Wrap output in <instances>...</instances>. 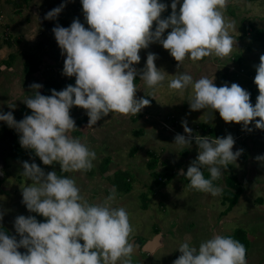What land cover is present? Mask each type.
<instances>
[{"label":"clouds","instance_id":"9594fccd","mask_svg":"<svg viewBox=\"0 0 264 264\" xmlns=\"http://www.w3.org/2000/svg\"><path fill=\"white\" fill-rule=\"evenodd\" d=\"M81 4L89 27L74 18L69 27L52 29L61 53L66 54L63 75L74 76L75 84L43 95L36 91L42 85L33 83L34 95L23 101L32 110L30 115L16 121L11 111L0 112V121L20 133L21 147L33 150L44 165L58 163L60 172H87L96 158L86 143L71 135L77 129L70 114L73 106L86 110L88 127L110 113L136 116L150 106L149 99L136 96L138 70L133 65L141 60L140 50L158 42L179 66L186 58L199 61L213 54L224 58L236 47V38L229 31L235 29V22L225 17L228 0H171L166 18L161 16L168 5L160 0H81ZM64 6L51 9L45 19L56 18ZM157 58L149 52L139 71L140 79L150 88L165 80L166 72L155 64ZM259 61L253 81L259 94L254 105L250 93L239 84L217 87L214 76L193 80L183 73L171 79L168 87L182 91L191 86L193 111L215 110L226 123H240L251 131L248 125L254 122L255 128L264 129V54ZM182 126L188 136L177 134L174 143L188 148L192 129L187 121H182ZM194 140L198 155L186 173L181 170L180 174L188 178L191 188L218 196L223 189L213 182L222 179V169L235 164L243 150L233 151L231 134L215 138L196 135ZM256 159L264 161V155ZM205 166L210 178L204 177ZM21 175L31 181L21 188L22 202L29 212L46 219L38 222L32 215L17 216L14 228L19 240L0 231V264H133L137 247L134 229L126 208L113 206L115 188L103 202L92 203L81 194L74 178L55 171L45 173L34 162H23ZM21 247L27 251H18ZM178 250L181 255L173 264H247L245 246L231 236L214 234L198 247L186 240Z\"/></svg>","mask_w":264,"mask_h":264},{"label":"rangeland","instance_id":"374dc122","mask_svg":"<svg viewBox=\"0 0 264 264\" xmlns=\"http://www.w3.org/2000/svg\"><path fill=\"white\" fill-rule=\"evenodd\" d=\"M59 1H64L65 5H69L70 1L77 2L78 0ZM51 2L57 3V0H51ZM160 2L168 5L161 16L162 18H166L171 13V0H160ZM179 2L182 3V0H179ZM2 4L3 0H0V6H2ZM10 7L11 6L9 4L7 9L9 10ZM3 8L4 7H2V9ZM178 9L179 3L177 5V10ZM68 11L69 10L66 8H63L61 12L66 15ZM3 13L4 11L2 10V14ZM225 17L227 20L235 22V29L229 30L230 34L236 38V47L233 48L231 55L237 54L240 56L241 60L240 64L235 62L228 63L229 67L234 66L235 68L231 67V69H229L227 64L224 70V61L227 60L228 56L219 58L214 54L199 61H192L191 59L186 58L182 64L177 66L178 62L175 61L168 50L164 49L158 42L151 43L148 48L140 50L139 55L141 60L138 64L133 65V67L138 70L136 78L141 84V87L137 89L136 96L137 98H141L146 95L152 96L153 101L150 103V106H146L147 114L151 117L156 116L157 119L162 120V122H164L165 129L161 127V124H159L157 120L154 122L149 121L148 124L155 127L157 130L162 131V134H164L167 138V140L164 141L166 143H170L171 145L169 148L166 147L167 151H163V153H159L157 149L154 150L152 148V153L157 155L160 154V157H163L162 159L165 160L164 162L165 166L167 165V169L173 171V175L170 180L161 183L156 181L151 176H148L147 181L144 183L138 179L136 180L137 183L133 185L132 190L128 194L122 195L125 200L124 208H126L130 214V221L134 229L133 235L135 237H150L152 239L154 235L159 232L157 230L156 233H153L154 230L160 229L159 224H161L165 233L167 232L170 234L164 242L165 246L163 248H159L154 254L151 264H173V261L181 255L178 250L181 243L188 240L194 246L195 244L201 242L202 239L206 238L211 230L216 228H220V231L226 230L225 232L230 233V235L237 228H241L242 230L244 229L246 231V237L252 240V243L255 244V240L259 237V234H254L248 225H253L254 230H261L264 227V224L261 223L264 222L263 219L251 216L254 214V207L257 206V204L253 201H247L245 199L246 201H243L240 204L238 203V207L237 204L231 207L229 212H227L228 210L223 211L226 214H223L222 216L221 212L227 204L226 202H222V194L212 196L210 193L200 192L191 188L189 186L190 184L182 179L180 171L183 170L184 172L192 162L189 160L197 157L198 146L196 145L195 140L192 139L191 146L184 148L186 150V154L184 155L183 153H179L181 146L174 143V137L177 134L188 136V134L184 132L182 121H187V126L192 129V135L194 136L199 134V131L195 128L196 124L201 122L206 123L204 120L209 118L210 119L206 124L214 130H220V135L217 137H224L228 134L234 135L236 132L241 133L244 130L242 124L240 123L224 122L219 116L218 111L211 109H201L196 111L191 110L189 104V100L192 96L191 86L182 91L173 90L168 87L171 79L180 74L187 73L193 77V80H197L202 76H207L209 78H213L214 76V84L217 87L222 86L225 83L229 86L231 83H237L242 88H245L246 82L249 80L246 75L255 71V66L260 62V56L264 54V0H232L231 4H228L227 6ZM248 24L251 27L249 34L244 32L246 30V25ZM255 26L261 28H258L259 30L255 29ZM154 28L155 24L153 25V30ZM256 30L257 32H255ZM169 31H171L170 28L166 29L163 36L166 37L167 32ZM0 40L2 41L1 38ZM20 48L22 47L20 46ZM149 52L157 54L158 58L155 60V64L161 69V71L166 72L165 80L154 88L148 87L139 77V71L143 70L147 54ZM56 66L60 68L63 67V61L57 63ZM2 71H0V76H4V73H1ZM56 72L59 80L68 77L63 75V71L59 74L56 69ZM45 75L46 77H49L51 74L50 72H46L44 73V76ZM33 91V93H35V90ZM27 95H30V93H25L23 95L24 99L11 97V103L5 102V99L7 98L5 95H2L1 103L4 110L1 109L0 112L6 113L11 111L15 120L20 121L22 118L20 117V112L17 111V109L23 104L21 101L26 100L25 98H27ZM11 105H15V107H9ZM70 114L75 120V125L78 128L83 127V123L85 124L88 122L86 110L80 107L76 106L74 109H70ZM115 114V112L110 113L108 117ZM84 117L87 119L83 121ZM78 118L81 120H77ZM108 122L109 121H106V124H104L103 119L101 118L96 123L98 125V129L100 128V131L103 132L102 129H104V126L107 125ZM4 124L7 125L6 122L0 121V133ZM115 124H119L120 127V133L115 136L119 138V144H108L106 138L101 140L100 143H98V139L95 137L89 136V139L86 138L88 139V143L86 144L96 153V158L92 162H95L98 158L103 155L110 154L111 152L110 155L113 156L115 160L118 158L117 160L122 161L123 163L128 164L130 161H135L137 163L138 160L136 159V156L132 155V157H129L128 152L131 145L137 146L140 144L142 136H135L131 133L132 123L129 121L125 122L120 119V121L115 122ZM251 125L252 123H250L248 127H251ZM112 126L114 125H110L108 132L112 131ZM171 128L172 130L169 131L171 135L170 137L168 135L169 133L167 134L166 131ZM222 133L223 135H221ZM72 134L73 132L71 135ZM102 135L104 134L102 133ZM161 135L156 136L155 138L153 134V138L158 139ZM17 136L19 137L20 133L17 132ZM204 136L207 135L205 134ZM243 137L244 133L233 137L235 140L233 151L239 149L238 147L241 149L244 148L243 140L245 137ZM248 138L252 139L253 145H258V140L253 138L252 135L248 136ZM159 139L163 140L164 138ZM147 143L148 142H143L142 145H146ZM246 144L248 146V143ZM244 150L246 151L247 149ZM245 151H242L241 154H244L243 152ZM238 160L239 157L237 158V163H239ZM25 161L28 163H36L44 170L45 173L55 171L60 176L73 177L72 172H60V166L58 163L54 162L52 165H44L39 157L35 155L33 150L25 157V159L19 161H13L5 154L3 158V168L1 170L3 175L0 179V214H2L0 224L6 226L9 231L15 234L17 233L14 228V222L15 218L19 215L35 216L38 222H44L46 219L37 213L29 212L25 204L22 202L21 188L25 186V183H31L30 180H25V178L21 175L23 172V162ZM141 164L143 165V163ZM92 169L95 171L94 164ZM134 169L139 170V168ZM204 169L205 176L207 177L209 172L207 168L204 167ZM161 171L163 170L161 169ZM142 172L145 173L144 169H142ZM226 172H224L222 178L231 180L234 175H229ZM131 173L133 175L134 171H131ZM221 180L222 179L219 180L220 183L218 185H221ZM91 188H93V190L96 189L94 186H91ZM91 193L93 192L91 191ZM85 197L92 203L93 200H95V197L90 198V196L87 197L86 195ZM143 197L146 198L145 209L142 208ZM159 201L163 206V209L158 208L157 203ZM174 209L178 212L173 213V215L170 216L169 212H174ZM222 217L226 220L223 219V221H220ZM173 230H176L175 234ZM260 257L262 258V256Z\"/></svg>","mask_w":264,"mask_h":264},{"label":"crops","instance_id":"0c3cea01","mask_svg":"<svg viewBox=\"0 0 264 264\" xmlns=\"http://www.w3.org/2000/svg\"><path fill=\"white\" fill-rule=\"evenodd\" d=\"M9 1L10 0H3V4L2 6H0V38L2 39V41L0 40L1 42L0 43V64H2L0 65V71L3 70L1 73H4V76H0L1 78V81H0V110L1 109L4 110L3 105L1 103L2 95H5L7 98L5 99V102L11 103L10 102L12 99L11 97L24 99L23 95L25 93H28V94L30 93V95H27V98L30 96H33L34 89L30 88V85L33 83H38L42 85L44 80H46L49 77L56 78V80L59 83H62L66 78L59 80V78L57 77L56 69L58 73L61 74L60 72L63 71V67L60 68L56 66V64L62 61L64 62L66 54L61 53V49L59 48L55 38H53L54 33L52 29L57 25L64 26L67 23H72L74 18L79 19V21L82 24H84V26L87 24L84 19L81 0H78L77 2L70 1L69 5H65L63 7L69 10L66 13V15L60 12L57 15V17L54 19H45V14L49 12L51 9L56 8L57 6H60L62 3H64V1L57 0V3H52L51 0H45V3H44V0H29L27 4L18 11H14L11 7L9 10L7 9V6L9 5ZM231 2L232 0H228V4H231ZM2 7L4 8L2 9ZM2 10L4 11L3 14H2ZM256 27L257 26H255V29L261 28V27H257V28ZM249 30H251V27L248 24L246 25V30L244 32L249 34ZM20 46L22 48H20ZM26 55H29L36 60L38 65H37V70L35 72L29 73V74L23 73L22 65L24 62V57ZM240 60H241L240 56L237 54L229 55L227 60L224 61L225 62L224 67L223 66L222 67L225 70L228 63L235 62L237 64H240ZM228 67H229V64H228ZM231 67L235 68L234 66H230L229 69H231ZM46 72L47 73L50 72V74L53 76L51 75L49 77H46V75L44 76V73ZM252 73H256V71H252ZM250 81L251 80H247L245 88H244L245 90L248 89V85ZM134 83L136 84L137 88L141 87V84L137 78L134 81ZM41 89L42 87L39 88V90L38 89L37 90L41 93ZM149 97H150L149 99L150 102H152L153 101L152 97L151 96ZM23 101L24 100H22L21 102ZM19 107L20 108H18L17 111L20 112V117L22 119L26 115L31 114L32 110L28 111L29 108L26 106L24 102ZM75 107L76 106H73L72 108L74 109ZM18 115L17 117L19 118ZM85 119L87 118L84 117L83 121ZM102 119H103L104 124H106V121H109L108 124L104 126V129H102L103 132L100 131V128L98 129L97 124L94 127L93 126L88 127L87 123L84 124L82 121L83 127L81 128L77 127V129L73 132L72 136L75 138L81 139L83 143H88L87 140L89 139V136L95 137L96 139H98V143H100L101 140L106 138V141L108 142V144L116 145L120 143L119 138L115 137L117 134L120 133L119 132L120 127H119V124L117 125L115 124V122L120 121V119L124 120L125 122L129 121L130 123H132L131 133H133V135L135 136H139V135L142 136L140 144H138L137 146L131 145L129 148V151H133L132 155L136 156V159L138 160L137 163L135 161L134 162L130 161L128 162V164L123 163L122 161H118L117 160L118 158H116L115 160V158H113V156L110 155L111 154L110 152V154H106L102 156V157L109 156V162L104 172L99 171L100 160L102 158L100 157L95 162H92L95 165V171L91 169L87 172H72L73 173L72 178L76 180L78 187H80V189L82 188L81 193L84 196L85 195L87 197L90 196V198L95 197V200H93V203H100V202H103L104 199L110 195V190L114 188L113 185H111L112 174L118 169L122 171H128L129 178H130V189L124 193H121L120 191H117L115 189L117 195H116V200L113 204V206L115 207H124L125 200L122 195L128 194L132 190L133 185L137 183L136 180L140 179L141 182L145 183L147 181V177L150 176L149 171L147 170L146 165H145V162L148 157L147 153H152L153 152L152 148L154 150L157 149L159 153L160 152L163 153V151H167V148H169L171 145L170 143H166L164 141V140H167V138L164 134H162L163 133L162 131L157 130L155 127H152L150 124H148L149 121L154 122L157 120L159 124H161V127L164 128V122H162V120L157 119L156 116L151 117L149 114H147L146 106L139 113H137L136 116L135 115L125 116V115L116 113L115 115L111 117H108V116L102 117ZM77 120H81V119L78 118ZM204 124L207 125L206 123ZM110 125H114V126H112V131L108 132V128L110 127ZM248 128H251L252 130L247 131L244 129L245 132L243 130L241 133L236 132L234 135H232L234 137L235 135L244 133V137H245V138L243 137L244 138L243 140L244 148L242 150L245 151L244 149H247L245 151L246 153L243 152L244 154H241L239 156V160H238L239 163H237L236 161L235 164L229 165L226 170L222 169V171L224 172L227 171L226 173H228L229 175L231 174L234 175V179H236L238 186L241 190L234 205L237 204V207H238V203L240 204L246 200L253 201L255 204H257V206L254 207L255 208L254 214H252L251 216L258 218V219H263L264 221V161H258L256 159L257 156L264 155V129L255 128L254 122L252 123L251 127H248ZM171 130L172 128L167 130L166 133L168 134L169 131ZM216 131H217V134L215 135V137L220 135V130L216 129ZM15 132H16V129H15ZM102 133L104 135H102ZM153 134L155 138L156 136H159L162 134L159 138H164V139L163 140L159 138L154 139ZM168 135L171 137L170 133ZM221 135H223V133ZM250 135H252L253 138L258 140L259 142L258 145L252 144V139L248 138V136ZM0 140H2V142L7 143L6 139L1 138V133H0ZM143 142H148V143L146 145H142ZM246 143H248V146ZM134 147H136L135 151L133 150ZM238 148L241 149L240 147ZM7 155L8 154H6V156ZM154 155L157 156V160H158L155 166V170L161 171L162 169L163 171H168L167 165L165 166V162H164L165 160L162 159L163 157L161 158L160 154L159 155L154 154ZM193 159L194 158H191L189 161L191 162ZM141 163H143V165ZM134 168H139V170H136ZM205 168L207 167L205 166ZM142 169H144L145 173L142 172ZM131 171H134L133 175ZM171 172L173 173V171ZM219 183H220L219 180H217V185ZM119 184H121V182H119ZM91 186H94L96 189L93 190ZM218 186L219 187L224 186V178H222L221 180V185H218ZM91 191L93 193H91ZM143 198L144 199L142 201V208L145 209L146 208V198L145 197ZM157 205H158V208L163 209V206L161 205L160 201L157 203ZM225 207L221 212L222 216L223 214H226L223 212L225 210ZM229 210L227 212H229ZM173 211L174 212H169L170 216L173 215V213L178 212L176 211V209H174ZM223 219L224 218L222 217L220 221H223ZM261 223L264 224V222H261ZM159 226H160V229L154 230L153 233H156L158 230L159 231L158 233H160V238L156 240L155 242L156 245L153 247L150 253L142 252L141 246L144 243H148V241L152 239L150 237H141V236L135 237L133 235V240L135 241L137 245V247L135 248L134 254L132 256L133 264H151L156 251L159 248H163L165 246L164 242L167 240L168 238L167 236H169L170 234L167 232L165 233L163 231V227H161V224H159ZM248 226L254 234H259L258 235L259 237L255 240L256 243L254 244L252 243V240L246 237V231L243 229L245 238L247 241V247H246L247 248V254H246L247 264H264V227L261 230H257V229L254 230L253 225L249 224ZM4 227L11 235L15 237L19 236V234H15L9 231V229L6 226ZM250 229L248 230L251 231ZM173 231L175 234L176 230H173ZM225 231L226 230L220 231V228L213 229L206 236V238L202 239L201 241L211 238L214 234H220V235L230 234ZM255 232H258V233H255ZM81 243H83V241H81ZM199 243L195 244L194 246L198 247ZM260 256H262V258Z\"/></svg>","mask_w":264,"mask_h":264},{"label":"trees","instance_id":"16d2710c","mask_svg":"<svg viewBox=\"0 0 264 264\" xmlns=\"http://www.w3.org/2000/svg\"><path fill=\"white\" fill-rule=\"evenodd\" d=\"M29 0H10L9 4L11 8L14 11H18L21 8H23ZM162 18V17H161ZM71 23H67L64 25V27H69ZM85 27H89L87 24ZM257 31V30H256ZM37 62L36 60L29 56L26 55L24 57V62L22 65V71L25 74H29L32 72H35L37 70ZM253 80L249 82L248 89L247 91L250 93V99L252 104L254 105L256 102V97L259 94L257 86L255 85L254 81V76L256 73H252ZM75 84V77H68L66 78L62 83H59L56 78L49 77L46 80H44L42 84V89H41V94L43 95H51V90L55 89L57 91L63 90L67 85ZM143 98L150 99L149 96H142ZM25 110V109H24ZM29 109L28 111H30ZM197 130L199 131L200 136L207 135L210 138H214L215 135L217 134V131L214 130L213 128L208 127L204 123H197L196 127ZM137 135V134H136ZM194 136V135H192ZM196 136V135H195ZM1 138L6 139L8 141V157L11 158L12 160L19 161L24 159L32 150L31 149H25L22 148L20 143H19V137L17 136V133L14 131L12 127H9L8 125L4 124L1 128ZM194 140V138H193ZM133 150H136V147L133 148ZM179 153H183L184 155L186 154V150L184 148H181L179 150ZM133 154V151H129L128 155L131 156ZM148 157L145 162L146 168L149 171V175L154 178L158 182H167L170 180L171 176L173 173L171 171H158L155 170V166L158 162L157 156H155L152 153H147ZM195 160V159H193ZM192 160V161H193ZM109 162V156H104L100 160V167L99 171L104 172L106 170L107 164ZM187 169L184 171L186 173ZM203 174L205 178H210V175L208 173V176H205V169L204 167L202 168ZM111 185L117 190L120 191L121 193L127 192L130 189V178H129V173L128 171H122V170H116L112 176H111ZM182 179L190 184V181L188 178L182 175ZM225 179V178H224ZM233 179V180H232ZM231 180L225 179L224 180V186L221 187L223 189L222 191V202H226V207L225 210H229L236 202L238 195L240 194L241 190L238 186V183L234 177ZM121 182V184H119ZM214 185H217V181L213 182ZM232 190V191H231ZM224 210V211H225ZM0 231H4L7 235H9L8 231L6 228L2 225H0ZM225 236H231L234 239H237L240 241L245 248L247 247V241L245 238L244 231L241 228H237L231 233V235H225ZM17 240L20 239L19 236L16 237ZM247 249V248H246Z\"/></svg>","mask_w":264,"mask_h":264},{"label":"water","instance_id":"95a60500","mask_svg":"<svg viewBox=\"0 0 264 264\" xmlns=\"http://www.w3.org/2000/svg\"><path fill=\"white\" fill-rule=\"evenodd\" d=\"M2 158H3V156L1 155V157H0V179L2 178V175H3L1 172L2 166H3V159ZM158 238H160V233H156L154 235V237L152 238V240L148 241V243L142 244L141 251L145 252V253H150L151 250L153 249V247L156 245L155 242ZM18 251L24 253L27 250L25 248L21 247L18 249Z\"/></svg>","mask_w":264,"mask_h":264},{"label":"flooded vegetation","instance_id":"af4514ba","mask_svg":"<svg viewBox=\"0 0 264 264\" xmlns=\"http://www.w3.org/2000/svg\"><path fill=\"white\" fill-rule=\"evenodd\" d=\"M7 153H8V141H7V143H5V142H2V140H0V157L2 155L4 158L5 154H7ZM2 168H3V166H2ZM9 236H13V235H11L9 233Z\"/></svg>","mask_w":264,"mask_h":264},{"label":"built area","instance_id":"2783aa9c","mask_svg":"<svg viewBox=\"0 0 264 264\" xmlns=\"http://www.w3.org/2000/svg\"><path fill=\"white\" fill-rule=\"evenodd\" d=\"M247 78L249 79V80H253V76L251 75V74H248L247 75ZM204 136V135H203ZM187 137V136H186ZM193 138L195 137V136H192Z\"/></svg>","mask_w":264,"mask_h":264}]
</instances>
